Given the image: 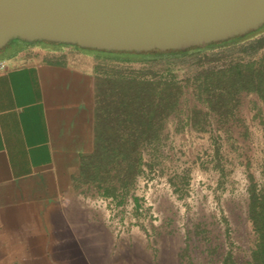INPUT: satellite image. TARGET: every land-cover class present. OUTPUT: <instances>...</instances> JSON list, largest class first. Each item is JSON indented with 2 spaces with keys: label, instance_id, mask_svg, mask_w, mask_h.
<instances>
[{
  "label": "rangeland",
  "instance_id": "obj_1",
  "mask_svg": "<svg viewBox=\"0 0 264 264\" xmlns=\"http://www.w3.org/2000/svg\"><path fill=\"white\" fill-rule=\"evenodd\" d=\"M258 37L264 38V27L241 42ZM240 44L162 60L171 61L177 78L185 80L201 68L222 67ZM100 52L105 60L99 70L106 74L150 65ZM190 91L189 86L180 120L167 122L160 163L145 165L123 200L86 184L73 187L60 210L62 227L72 229L77 244L72 264H221L227 254L239 263L249 259L256 236L247 218V188L250 178L263 181L264 104L255 93H242L231 115L210 113L198 130L188 117Z\"/></svg>",
  "mask_w": 264,
  "mask_h": 264
},
{
  "label": "crops",
  "instance_id": "obj_2",
  "mask_svg": "<svg viewBox=\"0 0 264 264\" xmlns=\"http://www.w3.org/2000/svg\"><path fill=\"white\" fill-rule=\"evenodd\" d=\"M104 55L18 38L0 49V264L73 262L60 210L93 149Z\"/></svg>",
  "mask_w": 264,
  "mask_h": 264
},
{
  "label": "trees",
  "instance_id": "obj_3",
  "mask_svg": "<svg viewBox=\"0 0 264 264\" xmlns=\"http://www.w3.org/2000/svg\"><path fill=\"white\" fill-rule=\"evenodd\" d=\"M263 27L264 24L244 35L211 42L204 47L156 52L106 51L118 61L140 59L150 65L138 72L103 73L96 81L94 145L92 151L81 158L74 178L75 188L86 184L105 196L123 200L143 167L153 168L160 163L167 139V122L171 117L180 120L181 105L189 86L194 103L188 117L198 130L204 128L210 113L221 117L231 115L242 93H255L264 104V52L259 54L264 38L241 42ZM229 43L240 44L237 55L232 54L220 68H201L185 80L177 78L171 61L162 60L189 52L202 53ZM145 152L149 156L147 160H144ZM262 173L263 181L257 184L250 178L247 188V218L256 236L249 259L239 263L227 254L221 264H264V165Z\"/></svg>",
  "mask_w": 264,
  "mask_h": 264
},
{
  "label": "water",
  "instance_id": "obj_4",
  "mask_svg": "<svg viewBox=\"0 0 264 264\" xmlns=\"http://www.w3.org/2000/svg\"><path fill=\"white\" fill-rule=\"evenodd\" d=\"M263 24L264 0H0V49L18 38L105 51L184 50Z\"/></svg>",
  "mask_w": 264,
  "mask_h": 264
},
{
  "label": "built area",
  "instance_id": "obj_5",
  "mask_svg": "<svg viewBox=\"0 0 264 264\" xmlns=\"http://www.w3.org/2000/svg\"><path fill=\"white\" fill-rule=\"evenodd\" d=\"M5 67V62L3 60H0V69H3Z\"/></svg>",
  "mask_w": 264,
  "mask_h": 264
}]
</instances>
